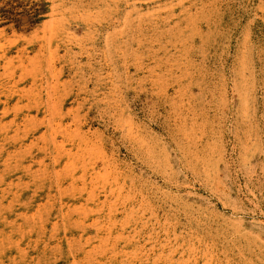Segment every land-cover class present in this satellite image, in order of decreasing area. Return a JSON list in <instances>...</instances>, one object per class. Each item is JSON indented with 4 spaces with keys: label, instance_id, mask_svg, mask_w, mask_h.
Instances as JSON below:
<instances>
[{
    "label": "rangeland",
    "instance_id": "374dc122",
    "mask_svg": "<svg viewBox=\"0 0 264 264\" xmlns=\"http://www.w3.org/2000/svg\"><path fill=\"white\" fill-rule=\"evenodd\" d=\"M7 1L0 264H264V0Z\"/></svg>",
    "mask_w": 264,
    "mask_h": 264
},
{
    "label": "trees",
    "instance_id": "16d2710c",
    "mask_svg": "<svg viewBox=\"0 0 264 264\" xmlns=\"http://www.w3.org/2000/svg\"><path fill=\"white\" fill-rule=\"evenodd\" d=\"M12 1H14V0H8L7 5H5V7L10 5ZM46 6H47V4H45V3L35 4L34 8L28 10L27 12H24V15L27 16L31 25L39 23L43 19V15L48 12V9ZM0 12H2V14H4L5 12H8V10H5L3 8V9H1Z\"/></svg>",
    "mask_w": 264,
    "mask_h": 264
}]
</instances>
